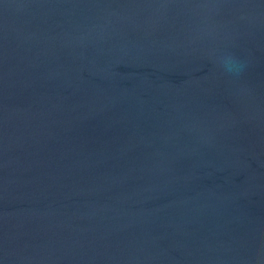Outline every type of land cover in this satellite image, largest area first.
<instances>
[{
    "label": "water",
    "instance_id": "water-1",
    "mask_svg": "<svg viewBox=\"0 0 264 264\" xmlns=\"http://www.w3.org/2000/svg\"><path fill=\"white\" fill-rule=\"evenodd\" d=\"M0 264H264V0H0Z\"/></svg>",
    "mask_w": 264,
    "mask_h": 264
},
{
    "label": "clouds",
    "instance_id": "clouds-1",
    "mask_svg": "<svg viewBox=\"0 0 264 264\" xmlns=\"http://www.w3.org/2000/svg\"><path fill=\"white\" fill-rule=\"evenodd\" d=\"M232 64H233V59L232 57H226L223 60V67L225 69L226 72H232L233 68H232Z\"/></svg>",
    "mask_w": 264,
    "mask_h": 264
}]
</instances>
